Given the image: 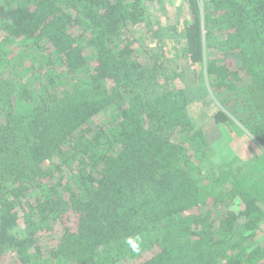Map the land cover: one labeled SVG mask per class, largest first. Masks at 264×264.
<instances>
[{
    "label": "trees",
    "instance_id": "trees-1",
    "mask_svg": "<svg viewBox=\"0 0 264 264\" xmlns=\"http://www.w3.org/2000/svg\"><path fill=\"white\" fill-rule=\"evenodd\" d=\"M149 1L0 0V264H264V0Z\"/></svg>",
    "mask_w": 264,
    "mask_h": 264
},
{
    "label": "rangeland",
    "instance_id": "rangeland-1",
    "mask_svg": "<svg viewBox=\"0 0 264 264\" xmlns=\"http://www.w3.org/2000/svg\"><path fill=\"white\" fill-rule=\"evenodd\" d=\"M181 1L183 0H151L149 1L148 3L149 6L152 5L153 7L156 6V8L158 7L162 8L161 9L162 13L160 14L159 18L163 21V26H164L163 31H166L167 30L166 27H171L173 23L178 22V20L181 21V19L185 16L186 14L185 9L183 5L181 4ZM163 40H164L163 43L161 42L159 44L160 49H162L160 52H163L162 56H164L165 54V57H168V58L173 57L174 49H176L174 47V44L172 43L173 38H169L168 36H166L165 38H163ZM165 60H167V58H165ZM179 69H181L186 74V79H190L189 88H199L201 84V81L199 78L200 75L198 76V79L195 77V75L193 74V70L195 69L193 68V65L183 62V64L180 66V68H178V70ZM193 93L195 94V91H193ZM216 104H215L213 95L211 93L208 94L206 90V92H204L203 95L194 102L193 107L195 110L194 112L195 121L198 123L199 126H202L206 132H208V135L210 138L212 139L214 138L211 144L216 148V150L214 151V153L217 152V154L215 155V158L217 159V161H219L224 156L232 157L231 155L234 153L236 146H240V145L236 143V141H234L233 143L230 144L231 148L229 149V151L232 152L231 155L226 154V150L224 146L226 145L227 141L232 142V138L234 137H233V133L229 131L224 133L221 131L220 127L214 126L215 124L213 123L212 115L217 110ZM236 123L239 125L240 128H243L242 124L238 123L237 121ZM227 134H229L232 138L224 137V135H227ZM242 134H243L242 131H238V135L237 134L236 135L240 137ZM245 140L246 139L242 138L239 141L241 143H244ZM222 147L224 148L222 149ZM228 147H229V144L228 146H226V148ZM220 149L222 150L220 151Z\"/></svg>",
    "mask_w": 264,
    "mask_h": 264
},
{
    "label": "clouds",
    "instance_id": "clouds-1",
    "mask_svg": "<svg viewBox=\"0 0 264 264\" xmlns=\"http://www.w3.org/2000/svg\"><path fill=\"white\" fill-rule=\"evenodd\" d=\"M133 250H134V251H139V248L136 247V246H134Z\"/></svg>",
    "mask_w": 264,
    "mask_h": 264
}]
</instances>
